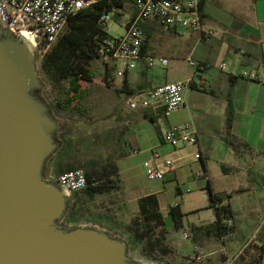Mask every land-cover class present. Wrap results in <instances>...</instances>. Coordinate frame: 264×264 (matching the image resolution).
<instances>
[{
  "label": "crops",
  "instance_id": "crops-1",
  "mask_svg": "<svg viewBox=\"0 0 264 264\" xmlns=\"http://www.w3.org/2000/svg\"><path fill=\"white\" fill-rule=\"evenodd\" d=\"M116 12L115 21L124 24L125 28L138 15L134 0H128L124 8ZM201 16L204 28L218 34L209 41L198 33L177 34L161 27L157 21L143 22L140 27L146 35L150 34L145 49L147 54L166 57L169 64L174 57L186 62L192 55L209 66L206 71L195 77L192 69L173 77L167 72L162 79L160 72H152L140 63L120 81L113 76L122 98L117 105L122 133L117 141L119 152L115 161L122 182L120 193L124 198L117 208L121 219L128 220L132 211L139 210V201L149 195L158 197L165 216L167 208L161 207L162 195L183 196L187 188L191 192L207 188L204 178L195 180L198 172L209 177L215 193L228 195L229 191L221 193L214 185L213 164L220 167L222 175L232 174L240 162L242 172L248 171L250 157L264 165V0H203ZM159 35L168 39L171 50H156L152 45ZM155 51L157 54L152 53ZM221 62L226 63V72L218 69ZM243 71L258 74L259 80L236 76ZM190 78L194 81L185 96L184 106L169 118L126 107L128 94L123 90L137 92ZM230 107L234 122L228 134L226 124ZM184 124L195 126L199 146L173 148L166 144V130ZM153 150L161 154L155 164L165 173L163 181H148L145 175L144 164L151 158ZM197 153L201 155L200 160L195 158ZM166 160L172 161L170 168L165 165ZM174 204H178L179 212L183 214L179 202L170 203L169 210ZM171 223L172 227L176 226L172 220ZM99 224L96 221L93 225L107 231L110 228ZM117 228L113 230L126 233ZM189 235L192 237V231Z\"/></svg>",
  "mask_w": 264,
  "mask_h": 264
},
{
  "label": "rangeland",
  "instance_id": "rangeland-1",
  "mask_svg": "<svg viewBox=\"0 0 264 264\" xmlns=\"http://www.w3.org/2000/svg\"><path fill=\"white\" fill-rule=\"evenodd\" d=\"M125 30L124 24L114 21L110 26V35L117 38ZM161 35L156 36L152 45L156 50H171L168 39ZM152 53L157 54V51ZM36 55L44 94L53 92L56 97L55 88L66 86L67 83L63 81L58 86L57 82L51 80L42 69L43 60L38 53ZM87 68L92 72L93 81L83 84L89 88L82 102L83 115H69L65 112L55 114L53 111V116L62 120V130L57 132L62 148L48 160L46 175L82 169L85 173L96 172L101 177L113 174L112 171L116 170V154L119 152L117 141L122 133L119 126L121 121L117 117V105L122 102L121 93L117 90L113 72L107 70L100 59H96ZM190 71L188 63L177 57L170 60L165 68L152 69V72H160L162 79L167 72L173 77L174 74L182 75ZM120 80L117 78V81ZM67 120L73 123L69 129L66 127ZM247 164L248 171L242 172L243 165L240 162L237 166L239 168L232 170L230 175H222L219 166H212L214 185L221 193L229 191L233 210V220L229 222L232 229L220 239L202 240L195 244L192 237L184 236L185 233H191L192 227L216 221L214 210L209 208L207 189L195 190L183 196H161V207L167 208L166 219L169 204L180 203L183 225L179 229L172 227L171 222L170 227L166 224L156 229V225H152L147 229L139 210L135 213L132 211L128 220L121 219L117 209L124 201L121 189L98 195L95 199L80 192L79 197L68 206L66 217L72 214V221L68 222L65 217L63 223L68 226H90L96 221L106 224L110 226L108 231L128 243L130 257L149 264H197L194 260L195 246L206 255V264H231L235 259L238 260L237 264H264V165L255 157H250ZM117 175L121 180L119 173ZM108 179L114 182L117 177L114 174ZM117 227L126 233L113 230Z\"/></svg>",
  "mask_w": 264,
  "mask_h": 264
},
{
  "label": "water",
  "instance_id": "water-1",
  "mask_svg": "<svg viewBox=\"0 0 264 264\" xmlns=\"http://www.w3.org/2000/svg\"><path fill=\"white\" fill-rule=\"evenodd\" d=\"M42 89L34 46L0 26V264H149L119 235L63 223L69 195L45 174L62 120Z\"/></svg>",
  "mask_w": 264,
  "mask_h": 264
},
{
  "label": "built area",
  "instance_id": "built-area-1",
  "mask_svg": "<svg viewBox=\"0 0 264 264\" xmlns=\"http://www.w3.org/2000/svg\"><path fill=\"white\" fill-rule=\"evenodd\" d=\"M101 0H0V26L11 31L15 36L28 34L31 36L36 53L43 60L58 38L63 34L69 19L84 9H89ZM138 11L137 18L131 20L125 32L114 38L110 35V26L115 21V13H107L100 20L101 28L109 37L100 50L99 59L103 66L113 72L115 78L124 79L128 72L135 70L140 63L148 69L165 68L169 59L147 54L144 46L148 40L140 24L157 21L159 25L177 34L183 32L198 33L209 41L216 37V31L207 30L202 24L201 2L203 0H134ZM186 62L194 72V77L208 69V65L195 59L192 55ZM221 72L227 71L225 62L218 65ZM239 78L258 81L256 73L243 71L236 75ZM193 78L174 83L154 86L147 90L133 92L126 98L125 104L130 110H143L154 116L171 117L185 104V96L193 85ZM164 141L173 148L179 146H199V133L194 125L184 124L171 127L164 134ZM161 154L152 151L151 158L145 162V175L148 181H163L165 173L155 162ZM197 160L201 155H195ZM170 168L172 161L166 160ZM46 178L59 184L73 201V195L88 187L86 173L82 169L61 174L50 173ZM204 178L209 184V177L201 172L195 180ZM186 192H191L186 189ZM174 204L172 207H177ZM189 238V234H184ZM194 260L197 264H206V255L195 246ZM234 260L231 262L233 264Z\"/></svg>",
  "mask_w": 264,
  "mask_h": 264
},
{
  "label": "trees",
  "instance_id": "trees-1",
  "mask_svg": "<svg viewBox=\"0 0 264 264\" xmlns=\"http://www.w3.org/2000/svg\"><path fill=\"white\" fill-rule=\"evenodd\" d=\"M127 1L101 0L93 7L81 10L72 16L63 34L43 59L42 69L51 80L57 82L58 86L63 81L67 83L66 86L55 88L56 97L53 96V92L44 94V89L39 92V96L49 104L50 109L55 114L65 112L69 115H83L82 102L89 92L88 86L85 87L83 84L92 83L93 81L92 72L87 67L96 59H99L102 46L111 37L101 28L100 20L107 13L123 9ZM147 35L149 40L150 34ZM148 40L144 46V51ZM123 91L128 96L133 93V90L132 92ZM233 122L234 112L230 107L226 124L228 134L232 131ZM72 125L73 123L69 120L66 121L67 129L71 128ZM115 169L112 171L113 174L108 173V176L102 175L101 177L96 172H87L88 187L82 192L87 194L89 198L94 199L98 195L110 194L121 189L122 185L120 186V184L122 182L117 175V167ZM114 174L117 180L112 182L108 178ZM206 189L210 202L209 208L214 210L216 221L212 224L192 227V240L195 244L202 240L220 239L232 229V226L229 225V222L233 220L232 205L229 201L230 196L215 193L210 183ZM78 197L79 193L73 195V199ZM139 215L147 229L152 225H156V229L163 225L166 226V217L161 211L159 199L156 195L146 196L139 201ZM169 216L176 223L175 228L182 227L183 214L179 212V206L170 207ZM66 218L68 222H71L72 214ZM237 261L235 259L233 263L237 264Z\"/></svg>",
  "mask_w": 264,
  "mask_h": 264
},
{
  "label": "bare ground",
  "instance_id": "bare-ground-1",
  "mask_svg": "<svg viewBox=\"0 0 264 264\" xmlns=\"http://www.w3.org/2000/svg\"><path fill=\"white\" fill-rule=\"evenodd\" d=\"M22 36H23L26 40H28V41L30 42L31 45H33V41H32V38H31L30 35L24 33V34H22Z\"/></svg>",
  "mask_w": 264,
  "mask_h": 264
}]
</instances>
